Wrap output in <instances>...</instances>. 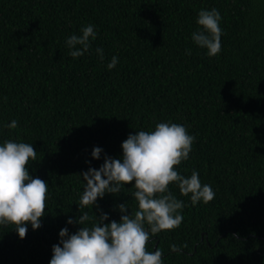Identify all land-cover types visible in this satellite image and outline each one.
Instances as JSON below:
<instances>
[{
  "label": "trees",
  "instance_id": "trees-1",
  "mask_svg": "<svg viewBox=\"0 0 264 264\" xmlns=\"http://www.w3.org/2000/svg\"><path fill=\"white\" fill-rule=\"evenodd\" d=\"M211 8L222 35L209 57L191 33L198 10ZM87 24L96 38L73 58L65 39ZM161 121L194 136L173 167L186 177L195 170L215 195L192 205L170 183L183 219L151 236L146 251L159 248L163 264H264V0H0V142L30 143L36 157L25 167L47 184L40 227L19 238L0 226V264H48L59 229L81 227L66 218L87 211L91 226L97 205L105 223L123 202L134 214V181L78 210L79 173L104 154L119 158L127 134Z\"/></svg>",
  "mask_w": 264,
  "mask_h": 264
},
{
  "label": "clouds",
  "instance_id": "clouds-1",
  "mask_svg": "<svg viewBox=\"0 0 264 264\" xmlns=\"http://www.w3.org/2000/svg\"><path fill=\"white\" fill-rule=\"evenodd\" d=\"M220 21L216 8L197 12L198 27L191 33V40L197 47L206 49L209 57L221 49ZM95 38L92 24L82 26L79 35L66 37L68 54L73 58L83 55ZM95 51L103 60V50ZM117 62V56L113 55L106 68H114ZM16 126L14 119L5 125L9 129ZM193 140L194 136L183 124L161 121L150 131L127 134L120 143L119 158L104 154L98 167L81 171L78 210L96 205L97 198H103L105 193H117L129 181H134L131 195L137 201V209L130 214L126 203H120L116 206L121 213L119 219L105 223L108 213L97 205L99 214H93L91 226H85V222L93 219L87 211L75 218L67 217L66 224L75 222L81 227L74 232H69L67 227L59 229L58 242L51 246L48 264H163L161 250L146 251L145 244L156 233L179 227L183 219L178 211L184 206L183 201L169 191L168 185L175 183L181 195L189 196L192 205L207 203L215 195L210 185L201 183L195 170L186 177L173 167L188 159ZM102 151L101 147L93 146L90 156L99 159ZM35 157L36 151L30 143L0 142V226L11 225L19 238L25 236L29 225L33 230L40 227L39 218L46 206V182L30 176L25 167ZM170 249L180 251L176 245H170Z\"/></svg>",
  "mask_w": 264,
  "mask_h": 264
}]
</instances>
